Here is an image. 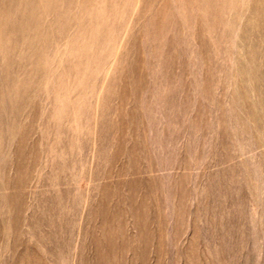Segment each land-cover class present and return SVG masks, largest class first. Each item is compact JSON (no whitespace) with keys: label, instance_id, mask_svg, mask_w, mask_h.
Wrapping results in <instances>:
<instances>
[{"label":"rangeland","instance_id":"rangeland-1","mask_svg":"<svg viewBox=\"0 0 264 264\" xmlns=\"http://www.w3.org/2000/svg\"><path fill=\"white\" fill-rule=\"evenodd\" d=\"M0 264H264V0H0Z\"/></svg>","mask_w":264,"mask_h":264}]
</instances>
